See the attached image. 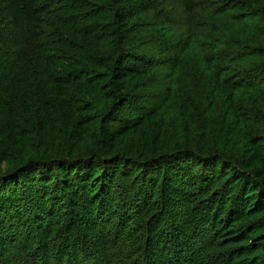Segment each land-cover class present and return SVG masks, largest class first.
Wrapping results in <instances>:
<instances>
[{
    "label": "trees",
    "instance_id": "trees-1",
    "mask_svg": "<svg viewBox=\"0 0 264 264\" xmlns=\"http://www.w3.org/2000/svg\"><path fill=\"white\" fill-rule=\"evenodd\" d=\"M252 101L264 0H0V264H264Z\"/></svg>",
    "mask_w": 264,
    "mask_h": 264
},
{
    "label": "rangeland",
    "instance_id": "rangeland-1",
    "mask_svg": "<svg viewBox=\"0 0 264 264\" xmlns=\"http://www.w3.org/2000/svg\"><path fill=\"white\" fill-rule=\"evenodd\" d=\"M216 39V43L219 42V44H222L221 48H225L229 54H236L235 50L233 48H230V46L227 44V42L221 41V39H218V37H214ZM186 66L182 68L179 71V76H177L173 82L175 84V96L179 100L185 99L189 103L196 104L197 101L202 100L204 96L207 94L206 87H207V78L206 74L202 70V68L197 65L195 62L186 63ZM257 71V70H256ZM255 71V72H256ZM185 80L188 83V87L184 85ZM189 88V92L187 89ZM220 99V98H219ZM220 102L217 103L214 109V114L212 118L213 127L210 131L209 139L205 142V145L207 147V150L209 152H215L219 153V147L217 144L216 139V133H217V123L220 116ZM251 108L247 110V112L250 114L251 119L253 120H260L261 122L264 121V110L262 108H259L256 104V102H251ZM252 133V131H251ZM254 134V133H253ZM231 149V148H230ZM237 152L230 150L228 155L235 156Z\"/></svg>",
    "mask_w": 264,
    "mask_h": 264
}]
</instances>
